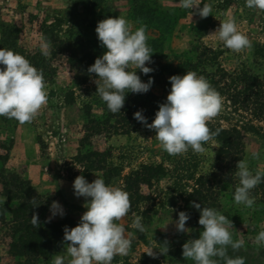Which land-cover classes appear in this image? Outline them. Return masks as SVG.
Returning a JSON list of instances; mask_svg holds the SVG:
<instances>
[{"label":"rangeland","instance_id":"374dc122","mask_svg":"<svg viewBox=\"0 0 264 264\" xmlns=\"http://www.w3.org/2000/svg\"><path fill=\"white\" fill-rule=\"evenodd\" d=\"M204 2L211 4L212 11L200 18L190 17L176 0H0V39L13 36L25 57L36 53L44 56L39 47L44 31L50 42V54L44 57L54 74L43 73L47 104L24 124L0 116V178L5 176L10 181L18 176L30 182L39 195L40 227L67 218L77 224L86 209L84 198L73 195V180L78 175L88 182L102 177L106 184L128 193L131 206L118 223L126 235L135 233L128 254L114 256L111 264H140L150 249L157 253L152 257L159 264H193L182 257L181 246L198 238L202 226L193 228L186 223L191 231L178 233L175 221L197 179L211 173L221 147L220 131L237 128L243 135L242 160L248 162L253 174L264 173V123L260 121L264 115V11L246 7L244 0ZM117 16L125 17L132 31L140 24L146 26L147 44L153 51L152 63L146 66L154 71L143 75L136 70L144 82L152 77L151 88L144 94L127 93L120 113L113 114L96 93L95 74L79 77L69 55L59 53L53 43L82 42L103 54L105 49L94 29L98 21ZM233 17L238 31L251 42L250 49L239 53L209 35L220 22ZM187 71L206 78L222 97L220 112L207 122L210 131L217 134L202 145V153L189 149L184 154L169 155L154 130L133 119V113L142 110L151 123L158 105L166 100L168 78ZM253 152L260 154L258 158H252ZM96 166L100 169H93ZM236 186H221L214 207L231 220L233 239L244 241L236 251L229 248L228 255L244 257L245 264H264V246L255 241L258 232L264 231V182L251 190L255 200L251 208L233 201ZM1 193L2 184L0 264H18L10 253V244L20 235L18 220L11 211L22 200ZM52 201L62 205L65 214L46 222ZM137 215L143 217L144 233L131 228ZM165 242L168 251L159 254ZM66 245L63 239L52 240L49 258L39 263L52 264L55 254L66 256ZM68 259L66 256L65 264ZM24 260L22 257L20 262Z\"/></svg>","mask_w":264,"mask_h":264},{"label":"clouds","instance_id":"9594fccd","mask_svg":"<svg viewBox=\"0 0 264 264\" xmlns=\"http://www.w3.org/2000/svg\"><path fill=\"white\" fill-rule=\"evenodd\" d=\"M190 17L198 15L205 18L210 15L211 4L202 0H176ZM200 7L199 5H201ZM246 7L264 11V0H244ZM191 10V11H190ZM99 45L105 49L87 69L95 74L96 93L107 109L120 113L127 93L144 94L149 91L153 79L149 76L146 82L136 74L139 69L143 75L154 71L146 66L151 64V47L147 44L146 26L140 24L134 31L123 16L107 17L97 22L94 29ZM211 35L215 40L232 50L241 52L251 48L248 37L238 31L235 18L220 22ZM39 47L44 56L50 54V42L41 35ZM134 70H129V68ZM170 89L164 103L158 105L154 119L147 123L142 110L133 113V119L145 127L154 130L155 138L161 148L169 155H180L191 149L194 153L205 151L202 146L217 133L210 131L207 122L218 115L222 108V97L210 85L206 78L194 71L183 75H172L168 78ZM48 96L43 73L34 67L24 56L11 49L0 47V116L15 119L18 123L31 122L34 116L46 105ZM252 158L260 155L253 152ZM214 156V155H213ZM235 175L238 186L233 193V201L238 205L253 207L255 200L251 190L264 182V173L253 172L246 160H238ZM73 195L83 197L86 209L76 226L63 229V241L67 242V264H111L114 256H125L131 247L134 232L125 234V228L118 223L130 209L128 193L119 187L105 183L102 177L88 182L83 175H78L72 182ZM37 207L35 199L30 201ZM192 207L199 210L197 223L202 226L198 238L186 240L181 248V255L193 264H245L242 256H229L231 248L236 251L243 247V240H234L233 225L227 216L212 207H202L193 202ZM49 217L46 222L59 215L63 217L64 209L57 201L49 206ZM189 215L184 211L177 212L175 229L179 232H190L186 228ZM143 217L137 215L131 223L136 232L144 233L146 228ZM30 224L39 226L38 216L33 213ZM258 245L264 246V231L255 237ZM168 251L167 242L159 254ZM157 253L150 249L147 255ZM65 254H55L52 264H65Z\"/></svg>","mask_w":264,"mask_h":264},{"label":"trees","instance_id":"16d2710c","mask_svg":"<svg viewBox=\"0 0 264 264\" xmlns=\"http://www.w3.org/2000/svg\"><path fill=\"white\" fill-rule=\"evenodd\" d=\"M42 34L45 37L47 33L44 31ZM53 45L58 49L59 53H67L69 55L73 69L81 78H85L90 74L87 72L88 67L93 64L97 57L102 55L98 49L87 48L82 42L65 43V41L58 40L57 44L53 43ZM0 47L11 49L24 57L27 56L17 46L13 36L3 35L0 39ZM25 58L42 73H46L49 76L54 74V69L49 64V60L41 56L40 53ZM261 111L264 113V107L261 108ZM260 121L264 123V115L260 117ZM219 135L221 147L216 155L211 173L206 176H200L197 179L196 187L183 199V206L179 210L189 215L190 218L186 223L193 228L200 226L197 223L199 210L192 207L193 202L200 203L202 207L214 208L216 207L219 188L225 185L238 184L235 166L238 160H242L243 157V135L237 128L223 129ZM93 169H100V167L96 166ZM0 184H2L1 194L6 195L10 199L22 200L20 206L11 211L14 218L18 220L19 229H17V232L20 235L17 241L10 244V253L15 259L17 258L18 264L21 263L20 259L22 257H25V260L21 264H40V260L49 258L52 240L63 239V224L73 223L76 225V222L67 218L60 223L48 222L43 227L34 228L30 224L29 219L33 213L38 215L39 209L37 208L38 206L32 207L30 201L33 200L32 196L35 200L39 199V195L34 193L30 182L22 180L18 176H13L10 181H6L5 176H2ZM140 264L159 263L152 256L144 254Z\"/></svg>","mask_w":264,"mask_h":264},{"label":"crops","instance_id":"0c3cea01","mask_svg":"<svg viewBox=\"0 0 264 264\" xmlns=\"http://www.w3.org/2000/svg\"><path fill=\"white\" fill-rule=\"evenodd\" d=\"M1 262H3V261L0 260V263H1Z\"/></svg>","mask_w":264,"mask_h":264}]
</instances>
